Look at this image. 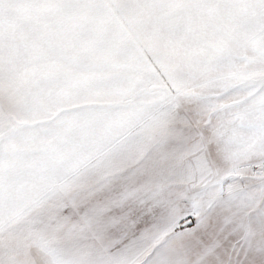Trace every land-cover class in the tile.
<instances>
[{
    "label": "snow or ice",
    "instance_id": "6c2138e0",
    "mask_svg": "<svg viewBox=\"0 0 264 264\" xmlns=\"http://www.w3.org/2000/svg\"><path fill=\"white\" fill-rule=\"evenodd\" d=\"M0 264H264V0H0Z\"/></svg>",
    "mask_w": 264,
    "mask_h": 264
}]
</instances>
